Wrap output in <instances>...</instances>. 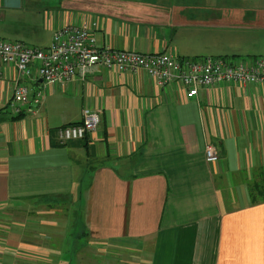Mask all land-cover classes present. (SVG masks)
I'll return each instance as SVG.
<instances>
[{
	"label": "crops",
	"instance_id": "0c3cea01",
	"mask_svg": "<svg viewBox=\"0 0 264 264\" xmlns=\"http://www.w3.org/2000/svg\"><path fill=\"white\" fill-rule=\"evenodd\" d=\"M17 20L30 29L16 41L32 33L35 48L97 22L104 48L264 57V0H0V23ZM21 82L42 98L17 119ZM187 94L142 70L98 66L61 87L5 65L0 264H264V85ZM84 109L101 116L96 134L61 145L57 130L81 123Z\"/></svg>",
	"mask_w": 264,
	"mask_h": 264
},
{
	"label": "built area",
	"instance_id": "2783aa9c",
	"mask_svg": "<svg viewBox=\"0 0 264 264\" xmlns=\"http://www.w3.org/2000/svg\"><path fill=\"white\" fill-rule=\"evenodd\" d=\"M97 22L68 25L56 31L48 48H35L23 42L0 39V77L4 66L15 65L21 78L39 79L43 86H67L78 76L86 77L95 67L102 66L119 73L144 71L158 86L181 84L189 97H195L201 89L223 84L264 85V57L251 61H236L216 57L200 60H184L166 54H142L121 51L97 45ZM36 68V70H34ZM41 91L33 92L26 83L17 84L10 107L20 115L23 108L33 101L39 103ZM101 116L89 109L83 110V121L66 125L57 130L61 145L85 139L96 134ZM208 162H218L220 156L213 145L206 147Z\"/></svg>",
	"mask_w": 264,
	"mask_h": 264
},
{
	"label": "rangeland",
	"instance_id": "374dc122",
	"mask_svg": "<svg viewBox=\"0 0 264 264\" xmlns=\"http://www.w3.org/2000/svg\"><path fill=\"white\" fill-rule=\"evenodd\" d=\"M36 13V11H34ZM0 39L1 40H6V41H16V39L19 38L20 33H27L30 29V23L29 24H24L21 23L20 21H9L5 23H0ZM26 42L28 43L29 46L31 47H41V46H35L38 44H35L36 37L32 35V33L26 34ZM48 36H42V38L38 41L41 43V45H45V43L48 42ZM35 44V45H32Z\"/></svg>",
	"mask_w": 264,
	"mask_h": 264
},
{
	"label": "trees",
	"instance_id": "16d2710c",
	"mask_svg": "<svg viewBox=\"0 0 264 264\" xmlns=\"http://www.w3.org/2000/svg\"><path fill=\"white\" fill-rule=\"evenodd\" d=\"M21 117H23L22 114L18 115L16 118H17V119H20ZM71 125H76V124H71Z\"/></svg>",
	"mask_w": 264,
	"mask_h": 264
}]
</instances>
